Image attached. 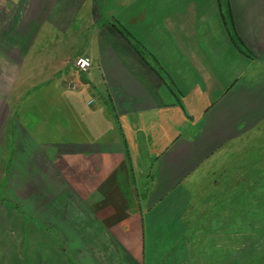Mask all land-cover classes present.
I'll use <instances>...</instances> for the list:
<instances>
[{
    "label": "crops",
    "instance_id": "crops-1",
    "mask_svg": "<svg viewBox=\"0 0 264 264\" xmlns=\"http://www.w3.org/2000/svg\"><path fill=\"white\" fill-rule=\"evenodd\" d=\"M75 21L72 134L0 125V264H144L161 212L264 126V0H0V53Z\"/></svg>",
    "mask_w": 264,
    "mask_h": 264
},
{
    "label": "rangeland",
    "instance_id": "rangeland-1",
    "mask_svg": "<svg viewBox=\"0 0 264 264\" xmlns=\"http://www.w3.org/2000/svg\"><path fill=\"white\" fill-rule=\"evenodd\" d=\"M78 25L75 21L72 31ZM83 30L32 39L17 65L0 53V125L25 128L44 143L72 134L61 104L66 101L60 98L72 92L65 82L85 72L73 63L62 64V58L90 54L84 40L89 31L83 36ZM5 46L0 38L1 52ZM258 130L240 148L209 163L176 208L164 209V219L148 227L152 241L148 238L146 249L151 253L144 264H264V126ZM1 151L0 169L10 158Z\"/></svg>",
    "mask_w": 264,
    "mask_h": 264
},
{
    "label": "built area",
    "instance_id": "built-area-1",
    "mask_svg": "<svg viewBox=\"0 0 264 264\" xmlns=\"http://www.w3.org/2000/svg\"><path fill=\"white\" fill-rule=\"evenodd\" d=\"M73 66L80 72H87L92 65V61L87 56H78L73 60Z\"/></svg>",
    "mask_w": 264,
    "mask_h": 264
},
{
    "label": "trees",
    "instance_id": "trees-1",
    "mask_svg": "<svg viewBox=\"0 0 264 264\" xmlns=\"http://www.w3.org/2000/svg\"><path fill=\"white\" fill-rule=\"evenodd\" d=\"M233 36V35H232Z\"/></svg>",
    "mask_w": 264,
    "mask_h": 264
}]
</instances>
